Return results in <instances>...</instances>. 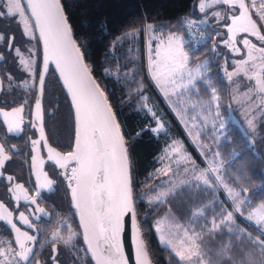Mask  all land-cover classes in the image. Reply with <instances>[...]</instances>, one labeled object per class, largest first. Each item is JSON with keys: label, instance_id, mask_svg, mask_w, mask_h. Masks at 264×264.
<instances>
[{"label": "trees", "instance_id": "1", "mask_svg": "<svg viewBox=\"0 0 264 264\" xmlns=\"http://www.w3.org/2000/svg\"><path fill=\"white\" fill-rule=\"evenodd\" d=\"M198 1L60 0L76 45L105 94L120 127L129 161L135 217L151 264H183L169 249L159 245L153 231L155 221L170 213L181 225H191L192 214L202 210L203 220L199 219L198 222L208 225L210 213L207 203L214 196L206 187L188 183L160 202L149 203L147 200L164 187L156 173L164 166L162 158L174 143L181 142L197 168L203 166L202 159L153 87L145 60V42L149 31L162 37L167 34L184 35L192 18L207 15L195 16L194 6ZM3 13L4 4L0 0V36L3 41L9 36L19 39L17 22ZM149 24L153 26L150 30L147 27ZM200 27L205 41L199 51L189 54L188 66L207 63L206 76L195 86L201 95L209 91L207 88L216 90L221 101L218 109L225 118L230 107L229 86L219 75L218 67H221L222 60L232 58L220 45L226 39V22L208 23ZM129 33L131 35H126ZM34 42L40 60L35 36ZM228 64L229 61V71L233 66ZM207 96L205 92L204 97ZM43 101L54 114L45 124L48 139L58 150L70 151L74 132L72 113L52 70L45 82ZM158 120L163 129L154 133ZM224 129V137L215 147L218 161L223 165L220 177L229 187L240 192L241 198H246L241 207L247 214L255 207L264 206V124L257 123L253 130H247L243 123L227 121ZM202 140L206 141V138ZM218 198L223 201L224 208L231 206L221 190ZM219 208L218 205V210H221ZM68 211L71 212L70 209ZM72 220L79 234L73 213ZM229 228L232 230L229 231ZM0 235L8 236L2 227ZM246 235L264 240L256 228L245 224L240 216L235 215V224L229 223L207 232L199 239L198 245L206 254L207 264H227L229 256L232 257V264H241L246 254H253ZM77 242L82 248L80 236ZM224 246L230 249L227 254H222ZM84 256L87 259L85 253ZM255 257L259 261V257Z\"/></svg>", "mask_w": 264, "mask_h": 264}, {"label": "snow or ice", "instance_id": "2", "mask_svg": "<svg viewBox=\"0 0 264 264\" xmlns=\"http://www.w3.org/2000/svg\"><path fill=\"white\" fill-rule=\"evenodd\" d=\"M214 4H225L233 9L238 8L239 13L232 18V26L229 27V31L246 32L249 35H255L264 44V35L260 32L257 20L253 19V15H255L260 25H264V0H259V2L257 0H249L247 3L246 0H212V3H206L205 0H201L200 9L204 11ZM26 6L30 11L31 17L35 18L36 27L39 28L40 35L44 39L45 67H47L48 59L51 56L55 60L56 67L61 72L64 84L71 94L72 103L76 108L77 135L75 151L69 152L67 156H61L60 153H55L54 155L57 158L56 163L61 168H66L69 161L75 162L76 166L71 169L72 175L69 177L70 180L75 182V187L69 186L72 189L74 206L80 211L81 223L85 229L84 239L89 244L90 250H92V240L100 237H103L106 243L110 238L117 241L116 243L108 244L107 248L99 256H97L96 251H93L97 264H128L123 254L122 245L118 242V234L121 231L122 218L126 214L131 213L135 232L136 264H150L143 239L139 235V229L135 226V210L132 200L133 188L124 139L119 133V125L116 123L115 116L112 114L103 93L92 81L86 66L83 64L82 57L79 55V48L71 37V30L60 0H27ZM3 15H18L22 18L25 31H28L30 27L28 17L25 16V9L21 6L20 0H8V8ZM216 15L219 16V13H216ZM147 27L150 30L153 26L149 24ZM126 35H131V33ZM173 37L174 34L169 35L168 44L165 46L163 55L165 60L172 64V71L174 72L186 65L188 56L182 51L180 43L173 47ZM0 39H3V37L0 36ZM176 40L178 41L179 38H176ZM243 43L250 48V59H252V50L264 54V47L257 49L256 45L247 39ZM156 55L159 57L161 53L157 51ZM260 59L264 60V56H261ZM242 63L247 64L248 61H242ZM152 71L155 79L156 70ZM231 75L229 74L230 78ZM258 75L261 78L256 80V90L264 93V74ZM251 78L250 76L249 79ZM41 84H43V77H41ZM262 102H264V98H262ZM36 107L39 110V102H37ZM20 111L22 109H17L15 114L18 115ZM3 115L7 117L13 114L4 113ZM248 123L253 126L251 120ZM49 152L51 154L53 150L49 149ZM7 158L4 155V148L0 146V167H3ZM50 158H52L51 155ZM183 158L191 159L190 157ZM207 164V169L202 170L200 175L194 177V179L201 180L204 185L211 187L215 181L211 179L210 173H217L218 167L212 160H208ZM215 179L223 184L229 198L233 202V210L222 209L220 222L217 224L214 219L211 231L219 229L220 225L235 224V213H240L241 217L245 216L241 206L245 204L246 198H241V193L224 183L219 175ZM9 180H11V177H9ZM48 183L51 184L52 182L48 181ZM17 187L20 186L18 185ZM166 194L161 193L155 199L158 200L160 196ZM0 208H3L2 204H0ZM39 211L43 212V209H39ZM245 218L250 222L254 221L258 235L264 236V206H261L256 211L247 213ZM21 219L27 223L25 217L21 216ZM12 227L15 228V225H12ZM231 230L229 228V231ZM16 231L19 233V229H16ZM109 231L112 233L110 238L107 235ZM157 231H160L159 223ZM21 235L27 241L35 239V237L26 233ZM74 235V233L70 234L64 240L65 245L71 243ZM58 236V232L54 233L53 239L55 240ZM61 239L63 238L61 237ZM246 240L256 256L259 257V261L252 253H248L241 261V264H264V240L255 239L250 235H246ZM160 241L165 245L171 244V241L165 240L163 235H161ZM17 243L22 251L15 252L14 256L19 257L21 260L29 261L32 249L26 248L19 238ZM180 243L183 244L184 241ZM53 251L55 252L56 249H53ZM174 251L181 261L186 258L191 260L192 256H195L197 257V264H205L206 254L200 251V246L195 243L194 239L189 246L187 257L182 250L174 249ZM229 251L228 246H224L222 254H227ZM0 256H6V253L0 251ZM0 264H4V262L0 261ZM36 264H39V262L37 261ZM227 264H232V257H228Z\"/></svg>", "mask_w": 264, "mask_h": 264}, {"label": "rangeland", "instance_id": "3", "mask_svg": "<svg viewBox=\"0 0 264 264\" xmlns=\"http://www.w3.org/2000/svg\"><path fill=\"white\" fill-rule=\"evenodd\" d=\"M2 1L5 13L8 8V0ZM200 2L201 0L197 3L199 4ZM247 2H249V0H246V3ZM221 5L231 8L225 4ZM21 6L23 7L22 2ZM198 10H200V5H198ZM235 10L236 14L229 15V21L226 25V41L223 42V45L221 46L232 58L231 60H226L227 62L222 60V63H220L221 67H218L219 75L228 82L229 86L230 107L225 118L221 116L220 110L218 109L221 101L220 98H218L219 96L216 93V90L213 88H207L209 91L205 92L208 96L204 97L205 92L204 94L202 93V96L201 92H199L195 86L197 81L203 80V77L206 76L205 68L207 63H202L194 67L188 66L189 54H187L184 49L182 34H174L173 47H175L177 43H180L182 51L188 56V60L182 69L174 72L172 71V64L166 61L163 55L165 46L168 44L169 35L172 34H167L165 37H162L160 35L155 36L152 31L151 33L149 31L146 36L145 60L149 79L159 96L169 103V110L178 122L184 135L187 137L188 141L203 161V166L197 168L191 159L188 160L183 158L190 157V155L186 152L181 142L174 143L166 150L165 155L162 158L164 166L158 169L156 173V175L160 177L161 181H163L165 187L160 189L156 194L149 196L147 200L149 203L160 202L167 195H169V193L173 192L175 188L188 183H195L197 187H206L214 195L213 199L207 203L209 204L210 213L208 225H202L198 222L199 219L203 220L204 211L202 210H196V212L192 214L191 225H181L175 217H172L170 214H166L165 217L154 224L153 231L159 245L168 248L175 256L176 254L174 249L182 250L184 255L187 257L192 240L194 239L195 243L198 245L199 239L203 237L204 234H207V232H211L213 220L215 219L216 223L219 224L222 209H226L228 211L233 210V202L229 198L227 191L220 181L215 179L217 175L220 176L221 167L223 166L218 161V154L215 147L224 137V128L227 121L237 124L243 123L247 130H253L257 123L260 124V122H263L264 124V102H262L264 93H260L256 90V80L261 78L258 74H264V60L260 59V57L264 56V54L256 50H252V59H250V48L249 46H246L243 41L245 39L249 40L252 44L256 45L257 49L264 47V44H262L255 35H249V33L246 32L229 31V27L232 26V18L239 13L238 8ZM25 16L28 17L26 11ZM9 17L15 19L23 32L25 43L23 44V56H19V61L22 65L24 74L23 87L31 92L34 91L39 69L38 49L36 48L34 42V30L29 18L28 23L30 27L26 32L21 17L18 15ZM253 19L257 20L258 18L256 19L255 15H253ZM195 23L198 25L202 24L201 21H197ZM257 24L258 27H260L261 34L264 35V25H260L259 20H257ZM176 38H179V40L177 41ZM157 51L161 53L159 57L156 55ZM153 61H155V63H153ZM228 61V65L234 64V68L229 71L227 70ZM242 61H248V63L245 64L242 63ZM152 70H156L155 79L153 78ZM229 74H232L231 78ZM250 76L252 77L251 79H249ZM53 99L54 98H52V100ZM249 120L252 121L253 126L249 125ZM156 123L157 125L153 131L154 133L162 131L163 129L160 120ZM205 138L206 141L202 140ZM208 160L214 161L215 165L218 167L217 173H210L211 179L215 181L211 187L204 185L201 180L194 179V177L200 175L202 170L207 169ZM165 175L167 176L166 180L163 178ZM170 189L171 191H169ZM220 190L222 191L224 197L229 201L231 205L229 208H224L223 201L218 198ZM161 193L167 194L160 196V199L158 200L155 199V197ZM218 205L221 210H218ZM260 208L261 206L255 207L249 212L256 211ZM235 215L240 216L245 224L252 225L257 229L254 221L250 222L245 218L247 216L246 213L244 217H241L240 213H235ZM67 218L68 221L62 222L60 216L58 217L57 215L55 217V225L53 228H50V231L52 230L51 232L48 231L50 233L47 234L46 242L49 241V243H59L62 241L64 243V240H66L70 234L74 233L75 235L73 236L70 244H72V242L74 243L73 240L77 239L78 237H75L79 234L73 226V220L70 219L69 216H67ZM158 223L160 227L159 232L157 231ZM57 232L59 233V236L54 240L53 234ZM161 235L164 236L165 240L171 241V244H162L160 241ZM239 236L242 235L239 234ZM61 237L63 239H61ZM181 241H184V243L181 244ZM12 249L13 248L11 247L8 236L1 237L0 235V250L6 253L8 264H18V262L14 259ZM200 251L202 252L201 249ZM252 252L255 254L253 249ZM176 257L180 260L178 256ZM182 263L197 264V257L192 256L191 260L186 258L182 261ZM205 264H207L206 261Z\"/></svg>", "mask_w": 264, "mask_h": 264}, {"label": "flooded vegetation", "instance_id": "4", "mask_svg": "<svg viewBox=\"0 0 264 264\" xmlns=\"http://www.w3.org/2000/svg\"><path fill=\"white\" fill-rule=\"evenodd\" d=\"M18 29L21 36L19 39L17 37L12 39L10 36L5 42L0 39V57L2 58L0 61V146L4 148V155L8 157L3 167H0V203L11 213L15 226L22 233L25 232L35 237L34 240L29 241L33 244L32 255L26 264H36L37 261L40 264H90L84 256L83 247L78 245L77 239H74V243L68 246L62 241L59 243L46 242L47 234L52 231L50 228L55 225V217L58 215L62 222H66L68 221L67 216L72 219V212L68 211L70 209L69 199L62 175L48 162L44 164L43 169L53 182L51 188L48 189L50 193L35 196L36 190L30 173V159L31 149L36 148L33 141L37 139V135L30 119L36 96V84L34 91L31 92L23 87L24 74L19 61V56H23V32L19 24ZM42 106L43 126L47 137L45 124L54 114L45 105L43 99ZM17 109H22L18 115L15 114ZM4 113L13 115L6 117ZM47 140L53 149L62 154L71 151L62 152L51 144L48 137ZM39 149L42 158L45 159L42 143L39 144ZM18 185L20 187H17ZM31 201H35L34 203L39 208H43L45 212L37 214L34 207L24 204ZM21 216L27 219V223L21 219ZM23 224L26 229L23 228ZM0 227L4 228L8 234L14 255L16 250L8 229L2 224ZM78 236L80 234L75 238ZM24 245L26 248L30 246L29 243ZM53 249L56 251L54 252ZM14 259L21 264L17 256H14Z\"/></svg>", "mask_w": 264, "mask_h": 264}, {"label": "water", "instance_id": "5", "mask_svg": "<svg viewBox=\"0 0 264 264\" xmlns=\"http://www.w3.org/2000/svg\"><path fill=\"white\" fill-rule=\"evenodd\" d=\"M21 2L23 4V7H24V9L28 15V18L31 22V25L33 27L35 37L37 38V41H38L39 53H40V66H39V70H38L37 82H36V87H35L36 96H35L34 104L32 106L31 119H30V122L33 124L34 129L36 131V135H37V139L35 141H33V143L36 145V148L31 149L32 150V156L30 159V173H31V177L33 179L35 190H36L35 196L38 197L42 193H45V194L50 193L48 191V189L51 188V186L53 185V182L48 177V175L46 174V172L43 169L44 164L46 162H48L51 165H53L55 167V169L57 171H59L62 175L63 181L66 185V190L68 193L69 208H70L71 212L73 213L74 220H75L76 226H77L79 234H80V241H81L83 250L85 252V255H86L89 263L90 264H97V260L93 256V251H96L97 256H99L101 253L104 252V250L107 248L108 244L116 243L117 241H114L110 238L112 236V233H111V231H109L107 233V235L109 236L110 239L107 241V243L105 242L103 237L92 240V250H90L89 244L84 239L85 229L81 223L80 211L74 206V203L72 200V189L69 186V185H72V187H75V182L69 179V177L72 175L71 169L74 166H76L75 162L69 161L66 168H61L59 166V164L56 163L57 158L54 155L55 153H60L61 156H67V154L69 152L66 154H62L61 152L57 151L56 149H53L47 140L45 130H44V126H43L44 118H43L42 99H43L45 82H46V79L48 77V74L50 73V70H52L53 73L55 74L56 79H57L62 91L64 92V94L68 100V103H69V106L71 109V113H72L74 132H73V145H72V149L70 152L75 151V145H76V135H77L76 108H75L74 104L72 103L71 94L69 93L67 87L64 84V80H63V77L61 76V72L56 67L55 60L53 58H51V56L48 59L47 67H45V43H44V39L40 35L39 28L36 27L35 18L31 17L30 11L27 9V6H26L27 0H21ZM71 37L74 40L72 33H71ZM79 55L82 57L80 51H79ZM1 60H2V58L0 57V61ZM82 61H83V64L86 66L88 74L91 77L92 81L95 83V85L98 87V89L103 93V91L101 90V88L99 87L97 82L95 81L94 77L92 76L91 72L89 71L83 57H82ZM41 77H43V84H41ZM103 96L106 99L104 93H103ZM106 101H107V99H106ZM37 102H39V104H40L39 110L36 107ZM107 103H108V101H107ZM108 105H109V103H108ZM112 114L114 115L113 111H112ZM115 120H116V118H115ZM116 123L118 124L117 120H116ZM119 133L122 136L120 127H119ZM40 143H42V145H43V150H44V153L46 155L45 159H43L41 156V150L39 149ZM124 145H125V143H124ZM49 149L53 150V152L51 154L49 152ZM126 154H127V151H126ZM50 155L52 156V158H50ZM128 166H129V161H128ZM48 181H51L52 183L49 184ZM32 200H34V199H32ZM34 202L35 201H31V202H27V203L23 202V203L25 205H30V206L34 207L37 214H41V211H39V209H43V208H39L37 206V204ZM133 208H134V205H133ZM43 212H45L44 209H43ZM9 221H11V223H9ZM16 221L18 222L17 219H16ZM121 223H122V227H121V231L118 234V242L122 245L123 254H124V257L127 259L128 264H136V253H135V244H134L135 232H134L133 222L131 219V213L126 214L122 218ZM0 224H2L4 227H6L8 229L10 236H11V239H12L13 246H14L16 252L22 251L19 244L17 243L18 238L24 244L29 243L30 246L28 248H31L33 246V244L31 242L26 241L24 239L23 235H21V234H24L25 232L22 233L19 230V233H18L16 231V229H19V228L17 226H15V228L12 227V225H15L13 217H12L11 213L8 212L7 208L4 205H3V208H0ZM135 226L139 229L136 217H135ZM23 228L26 229L24 224H23ZM139 235L141 237L140 231H139ZM90 239H91V236H90ZM30 258H31V255H30L29 259ZM17 260H19L21 264H26L28 262V261L21 260L19 257H17ZM150 264H151V262H150Z\"/></svg>", "mask_w": 264, "mask_h": 264}, {"label": "crops", "instance_id": "6", "mask_svg": "<svg viewBox=\"0 0 264 264\" xmlns=\"http://www.w3.org/2000/svg\"><path fill=\"white\" fill-rule=\"evenodd\" d=\"M205 2L206 3H212V0H205ZM201 3V2H200ZM200 3L198 4H195V6H194V13H195V16L196 17H199V16H201V15H203V14H205V13H207V15L206 16H202V17H200V18H192L191 19V21L188 23V24H190V23H195V22H197V21H201L202 22V24H200L199 26H205V25H207L208 23H221V22H226V25L228 24V21H229V15H233V14H236V10L235 9H232V8H228V7H226V6H224V5H221V4H214L212 7H208V8H206L204 11H201V9L200 10H198V5H200ZM219 6H223L224 8H218ZM216 13H219V16H217L216 15ZM188 26V25H187ZM225 29H226V27H225ZM156 36V35H155ZM226 36H227V34H226ZM165 37V36H164ZM182 37H183V42H184V35H182ZM226 41V39L223 41V42H225ZM223 42H221L220 43V45L222 46L223 45ZM145 53H146V51H145ZM203 63H205V62H203ZM202 64V63H201ZM233 67H232V69L234 68V64L232 65ZM147 68V67H146ZM228 72V71H227ZM157 92V91H156ZM159 95V94H158ZM161 98V97H160ZM162 100H163V98H161ZM163 102H164V104L168 107V102L167 101H165V100H163ZM168 109H169V107H168ZM170 111V110H169ZM165 180L167 179V176L165 175L164 177H163ZM165 187V186H164ZM177 188H175L174 189V191L176 190ZM173 191V192H174ZM172 193V192H171ZM170 194V193H169ZM168 214H170V213H168ZM171 215V214H170ZM166 215H164L163 217H165ZM172 216V215H171ZM162 217V218H163ZM173 217V216H172ZM162 218H160L159 220H157V221H160ZM174 219V218H173ZM157 221H155V223L157 222ZM175 222V221H174ZM154 223V224H155ZM154 224H153V226H154ZM166 248V247H165ZM168 249V248H167ZM182 262V261H181Z\"/></svg>", "mask_w": 264, "mask_h": 264}, {"label": "built area", "instance_id": "7", "mask_svg": "<svg viewBox=\"0 0 264 264\" xmlns=\"http://www.w3.org/2000/svg\"><path fill=\"white\" fill-rule=\"evenodd\" d=\"M257 2H259V0H257ZM204 41L205 37L199 25L190 24L185 28L184 49L188 54H194L199 51L204 44ZM0 261H3L4 264H8L7 256H0Z\"/></svg>", "mask_w": 264, "mask_h": 264}]
</instances>
